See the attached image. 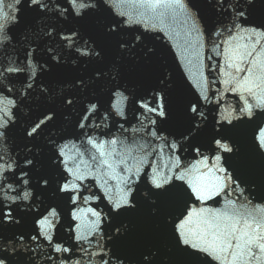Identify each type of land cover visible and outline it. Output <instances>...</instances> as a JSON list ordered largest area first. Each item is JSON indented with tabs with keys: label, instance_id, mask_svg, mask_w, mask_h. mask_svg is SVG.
<instances>
[{
	"label": "snow or ice",
	"instance_id": "1",
	"mask_svg": "<svg viewBox=\"0 0 264 264\" xmlns=\"http://www.w3.org/2000/svg\"><path fill=\"white\" fill-rule=\"evenodd\" d=\"M21 3L0 0V229L4 225L20 226L25 216H31L36 234L29 239L47 241L48 247L60 254L59 264H84L85 257L89 264L96 257V264H132L127 256L102 243L106 235L102 226L108 221L113 229V235L107 237L109 243L125 235L127 226L113 224L110 217L134 210L137 190L143 186V196L152 204L163 197H179L178 210L166 217L178 246L192 254H203L207 264H264V203H254L249 198L251 193L245 196L247 189L225 166L227 160L222 155L236 151L223 134L227 127L234 126L233 120L246 117L252 122L256 110L264 113V12H257L255 0H207L214 17L211 22L205 19L196 0H23L24 7L35 14L34 19L43 18L40 24L30 25L35 38L25 36L26 43L12 33V26L19 23L15 13L20 9L16 6ZM136 6L144 11L134 14L131 8ZM169 15L181 16L187 26L186 36L193 38L188 43L197 63L183 54L182 59L198 95L180 106L187 126L173 131L165 127L174 114L173 83L159 74L149 89L134 92L131 104L137 106L135 119L139 125L131 129L132 145L139 153L134 156L126 144L129 137L124 133L129 129L123 123L119 135L104 137L111 132L109 121L116 117L130 123L125 113V102L129 100L125 92L129 89L122 84L125 70L129 65L138 70L150 68L157 52L146 42L147 33L160 31L173 39L164 23ZM133 25H142L143 31ZM207 45L205 64L200 50ZM109 48L113 51L110 58ZM65 49L70 51L66 53ZM70 57H75L74 64L88 58L89 64L99 65L91 73L58 81L68 84L69 90L58 97L66 111L82 103V97L89 101L74 124L83 130L85 141L77 147L49 139L48 170L36 173L38 161L27 143L21 159L13 157L5 143L12 139L20 112L13 97H19L20 104L37 91L41 98L47 97L55 85L46 78L63 68ZM217 82L222 87L213 89L211 86ZM101 86H108L109 99H115L100 122L90 124L87 121L103 104L92 102L96 98L87 94ZM228 93L237 98L235 105L223 103ZM206 105L219 111L213 116V134L198 143L197 137L209 122ZM40 115L42 119L32 120L22 129L28 143L42 135L57 112L48 107ZM257 127V148L264 153V126ZM153 141L160 143L154 146ZM117 145L121 151H117ZM81 147L91 153L94 167L78 162V156L84 154ZM164 149L170 153L166 164L149 161L150 156ZM189 149L194 154L192 161L178 154ZM81 163H85L83 170ZM89 178L93 182L85 183ZM49 192L55 202L41 199ZM221 196L222 207L208 206L209 202L219 204ZM193 198L203 206L192 203ZM103 200L107 201L106 212L81 207ZM18 201H31L24 205V213L19 211ZM157 211L152 209L153 214ZM61 231L66 239L57 235ZM41 247L40 243L31 247L23 232H0V264H39V260L57 259L41 255L38 260L36 253ZM77 250L80 258L73 260ZM154 255H143L140 264H153Z\"/></svg>",
	"mask_w": 264,
	"mask_h": 264
},
{
	"label": "water",
	"instance_id": "2",
	"mask_svg": "<svg viewBox=\"0 0 264 264\" xmlns=\"http://www.w3.org/2000/svg\"><path fill=\"white\" fill-rule=\"evenodd\" d=\"M196 2L200 5V11L204 15L205 19H208L209 22H211L214 17L211 16V8L207 5V0H196ZM255 2L257 5V12H264V0H255ZM5 3H14V0H5ZM16 7L20 9L15 13L19 23L12 26V33L17 36L21 43H26L25 36H28L29 39L35 38L32 36L30 25L33 23L40 24L43 18L34 19L35 14L28 11L27 8L24 7L23 0L21 5H17ZM131 11L135 14L136 12L144 11V9L136 6L132 7ZM164 23L167 25L168 32L171 33L173 39L170 40L164 32L160 31L147 33L148 39L146 42L157 52L155 61L150 68L147 70H138L133 65H129L125 70V76L122 84L129 89V91L125 92V95L129 97V100L125 102V113L127 120L130 121V123H125L123 119L116 117L113 121H109L111 132L109 135L104 137V139H110L113 135H119L118 128L119 125L123 123L124 127L129 129L127 133H124V136L129 137L126 144L132 148V155L134 156L139 154L137 153L135 146L132 145L131 141V137L134 135L131 131L132 127L139 126L135 119L137 106L131 104L134 92H143V90L149 89L151 84L154 83L156 75L163 74L164 77L168 78L174 85L172 93L174 114L173 118L165 125V127H168L173 131L183 130L187 126V122L183 116L180 106L188 100L194 99L195 95H198L196 89L192 86V82L184 67L185 60L182 59L183 54V56L193 59L194 64L197 63L195 57L192 56V48L189 47L188 43L191 42L193 38L186 36L187 26L184 24L181 16L173 18L169 15L165 18ZM132 28H138L140 31H143L142 25H133ZM208 47H210V45H207L204 49L200 50L201 60L205 64L208 63L206 59L209 54L207 51ZM185 49H187V51H185ZM68 51L70 50L65 49L66 53ZM112 55L113 51L109 48V58ZM73 59H75V57L67 58L64 62L63 68L57 69L46 78L49 83H54L55 85L54 89L47 97L41 98L39 92L37 91L23 104H20L19 97H13L14 99H17L20 112L17 126L12 133V139L6 141L5 143L12 156L17 159H21L27 152V149H31L33 156H35L36 161H38L35 169L36 173L48 170V157L51 155V152L49 151L50 145L48 144L49 139L56 140L58 144L71 142L77 147H80L81 142L85 141L83 130L75 127L74 124L77 118L82 115L81 108L86 107L89 101L87 98L82 97V103L78 102L75 107L66 111L64 107L60 105L58 97L69 90L68 84L59 83L58 81L70 78L74 74L83 75L85 73H91L93 69L99 65L89 64L88 58H85L84 61H77L74 64L72 63ZM214 59L221 61L222 58L214 57ZM195 70L196 69L193 68V71ZM204 71L205 75H208L207 69H204ZM214 76L215 73L210 75L209 79L211 80ZM17 86L19 87V85ZM211 87L213 89L221 88L222 85L217 82ZM121 91H123V87L121 88ZM87 95L96 98L92 102L103 104V107H99L98 112L92 117V120L87 121V123L90 124L93 123V121L98 123L100 122V118L103 113L111 107V103L114 101L115 97L113 96L109 99L110 93L108 86H101L98 89L91 90ZM236 100L237 98L234 94L228 93L225 94L223 103L227 105V103L231 102L235 105ZM48 107L55 108L57 112L55 120L44 129L42 135L37 137L34 142L28 143L23 136L22 129L30 121L37 120L38 122L39 119H42L43 117L40 113ZM205 110L209 115V122L208 126L203 130L201 135L197 137L196 142L198 143L206 141L207 138L213 134V116L217 115L219 111V109L213 108L212 105H206ZM256 111L258 113L257 117L252 122H248L246 117L242 121L233 120L234 126H229L224 130L223 134L230 139V142L236 151L231 154L222 155H224L225 160H227V164H225V166L228 167L229 171L241 181V187L247 189L245 191V196H249V193H251L249 198L253 199L254 203H264V200L260 199L261 196H264V153L258 150L257 142L255 140V136L259 131L257 125L259 124L260 126H264V113H259L260 110ZM104 131H107V129ZM61 137H63V139H61ZM121 139H123V137H121ZM26 143L27 149L25 148ZM159 143V141H153L154 146ZM14 144L18 145V147L13 148ZM88 147L90 148L91 146ZM80 151L84 154L83 156H78V162L83 161L88 165H93L94 167V162L91 159V153L84 151V148L82 147L80 148ZM117 151H121L120 145H117ZM202 151H207V149H202ZM178 154L182 156V159L187 161H192L194 159V154L190 149ZM169 155V151L164 149L163 152H157L156 154L150 156L149 161L153 164L163 166L168 162ZM131 162L132 161L129 160V163ZM85 163H81L82 170L84 169ZM145 167L147 168V165H145ZM92 182V178L85 181V183ZM144 190L143 186L138 188V203L134 210L124 212L115 218L110 217L113 224H123L127 226L128 230L126 234L109 243L107 237L109 235H113V229L109 226V222L105 221L102 227L106 235L104 236L102 243H104L107 247H114L115 251L127 256L132 264H140L143 255L151 253H155L152 257L153 264H207L208 258L203 257V254H201V256L198 254H192L190 250L186 249V247L182 248L181 246H178L170 225L166 223L167 215L169 213L175 214L178 210L179 197H163L158 199L157 204H152L150 200L143 196ZM236 195L237 194H234L232 198L235 199ZM41 199L45 200V202H48L49 200L55 202L51 192H49L46 197L41 196ZM152 199H155V197H152ZM219 199V204L209 202L208 206L222 207L224 197L221 196ZM30 202L31 201H18L17 203L20 204L19 211L24 213L26 210L24 205ZM192 203H197L194 198ZM37 204H39V201H37ZM106 204V200L91 201L89 204H82L81 207L87 208L91 206L96 207L98 211L103 209L106 212L108 211V208L105 207ZM197 206L203 205H199L197 203ZM154 207L158 209L155 214L152 212ZM17 218L19 219V216ZM33 227L31 216H25L20 226L13 227L11 225H4L3 229H0V232L4 235H12L13 232L17 235H19L20 232L25 233L26 242L30 244L31 247L35 248L36 243H40L42 245L36 253L38 260L41 255L44 257L53 255L57 258L53 261L39 260V264H59L58 258L60 257V254L54 253L52 249L48 247L47 241L41 239L38 242H32L29 239L31 235L36 234L33 231ZM57 235L61 239H66V233L62 231L58 232ZM85 247H87V245H85ZM79 258L80 253L77 250L76 255L72 256V259L75 260ZM97 260L98 257L92 258L91 264H96ZM84 264H89L87 257L84 258ZM213 264H215V262H213Z\"/></svg>",
	"mask_w": 264,
	"mask_h": 264
}]
</instances>
